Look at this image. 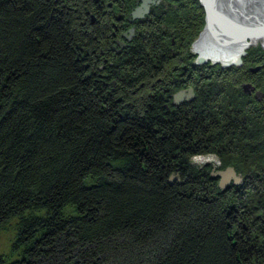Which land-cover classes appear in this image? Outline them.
Listing matches in <instances>:
<instances>
[{
    "label": "trees",
    "instance_id": "16d2710c",
    "mask_svg": "<svg viewBox=\"0 0 264 264\" xmlns=\"http://www.w3.org/2000/svg\"><path fill=\"white\" fill-rule=\"evenodd\" d=\"M72 1L0 0V228L17 217L22 248V260L0 264H264V227L240 228L264 217L258 101L226 84L211 98V83L178 108L164 97L168 82L146 83L149 96L135 93L160 73L157 52L212 78L216 67L194 63L188 49L198 16L165 0L117 65L101 60L100 76L103 63H88L77 45L89 37L81 32L87 2L71 13ZM106 26L96 29L98 42ZM245 58V81L255 61L264 72V51ZM212 152L232 165L245 160L242 195L196 170L192 156ZM251 185L256 195L248 198Z\"/></svg>",
    "mask_w": 264,
    "mask_h": 264
},
{
    "label": "rangeland",
    "instance_id": "374dc122",
    "mask_svg": "<svg viewBox=\"0 0 264 264\" xmlns=\"http://www.w3.org/2000/svg\"><path fill=\"white\" fill-rule=\"evenodd\" d=\"M83 1L87 2V7L88 9L86 10L87 13L84 14V18H82V24L83 26L87 25L86 30L85 29H81V32L83 34L89 35V37L87 36H82V41H78L77 45L80 47L81 49V55H83V57L87 58V62L88 63H109L111 66L114 65L116 63L117 65V61L118 57L123 54L124 52H126V50H128V46L131 44V42L133 41V37L131 36L130 39L125 37V34L130 36V33L128 32L129 30L124 29V25H126V22H130V20H128V18H132V15L135 13L136 11V7L135 3L136 0H105L106 3H109L110 5L106 6V8H108L107 12L111 11V14H106V10L104 12V15H99L97 13V6L99 3L95 0H73L72 4L70 6V12H76V10L80 9V4L83 3ZM155 1H160V0H155ZM231 2H233L237 7L239 6V8H235V10L233 11L234 13L229 12L228 9H224L227 13H225V16L230 19L232 22H234V20L236 19V21L238 20L237 23H242V25H244L246 23V19L242 16L245 15L243 14H255V13H259L260 12V17H264V0H253V2H255L254 4H258L259 7L257 8L254 4L252 5H246V4H241L240 2L242 0H230ZM260 1V2H259ZM80 2V3H79ZM102 2V0L100 1ZM173 3H175V7H180L182 4L184 3V8L188 9L189 11L193 12L195 16H198V26H200V31L199 33L191 40L190 44L188 43V49L191 52V54L194 56L193 62L197 63L198 65H202L205 66L206 64H211L214 65L216 67V71L214 73V75L212 76V78H206V76L204 75V72L202 70H197L196 73L192 72V70L190 69V67H188L185 64H180L179 61H181V57H170L168 56H163L159 55L161 52H157L158 53V59L154 61V70L155 68L160 71L159 74H153L151 75L150 78H146L144 80V82L142 83V85H140V87H138V91H136L135 93L138 95H141V93H145L147 96H149L153 90H150L149 85L156 86V87H161L162 83H166L169 84L172 87V92L170 93V95H166L163 96L165 98H169L172 100V102L175 103L174 108H178L181 105H185L186 103L188 104L189 102H191V100L194 98H196L198 96V91L201 87H206L207 84L211 83V89H212V95H210L211 98H213V91L215 90L216 86H220L222 84H226V89L228 91L233 90V92H240L245 93L247 95V97H251L252 99H255L258 102H255L258 105L257 108V112L256 114L261 118V121H264V106L261 102L263 98L262 96H257L256 92L260 91V90H264V82H261L263 85L258 84V80L260 79V77H264V72H257L254 73L252 72L255 66H262V63L260 64H256L257 62L255 61L253 64H255V66H252L251 69L252 71H248L247 74L251 76L252 79H249L251 81H245V75L243 73V70H241V66L242 64L246 62V65L249 67V63L247 62V59L249 60V58H245V55L250 51L253 50V54H257L259 53L261 50L264 51V36L263 37H254V38H250L248 37L247 40L248 42H250L249 45H247L246 50H245V54L242 57L243 62L240 64L237 63H231L229 65H226L225 63L227 62H234L235 59L234 56H237L238 52L240 51V47L244 44L241 43L239 45V47L231 54H228L230 56L231 61H225V60H220V59H214V58H206L205 62H200L199 57L203 56L202 52L196 50V47L198 44H201L202 47L200 48L201 51L206 52L207 54H224L225 51L227 50V45H228V40H230L231 36H227L224 33L220 32L219 29L217 30V27L214 23L212 22H208V13H207V8H206V4L204 3L203 0H172ZM215 7H217L218 10H221L222 13L223 9L220 7V4H218V2H216L215 0H211L210 1ZM222 2V0H221ZM164 4H166L165 0H161V4L156 5L157 6V10L160 8L159 6H162ZM181 4V5H180ZM141 5V4H140ZM167 5V4H166ZM103 7V6H102ZM183 8V9H184ZM220 8V9H219ZM257 9L255 11V9ZM263 8V9H262ZM243 11V12H241ZM154 7L152 8V11L148 16L150 20H153V22H151V24H156V18H154L156 16V11L153 12ZM181 10V9H180ZM177 10V11H180ZM260 10V11H258ZM73 11V12H72ZM84 11V10H83ZM238 11V12H237ZM252 13H251V12ZM82 13V12H81ZM95 13V14H94ZM237 13V14H236ZM241 13V17L239 16ZM235 14V15H234ZM88 16L90 17L89 22L87 18ZM146 16H144V21L146 20ZM120 17V19L118 18ZM204 17V18H203ZM251 18V17H250ZM255 17H253L252 19H254ZM259 18V17H258ZM93 19H95V21H93ZM200 19H202V23H200ZM256 19V18H255ZM254 19V21H255ZM182 20V25H187L186 21ZM240 21V22H239ZM252 21V22H254ZM99 22V23H97ZM150 22H146L145 24L139 21H135L134 22V26L136 28V35L134 37H137L140 31L144 30L145 31H150V26L147 29L146 24H150ZM97 23V24H95ZM107 23V24H106ZM185 23V24H184ZM107 26H106V25ZM148 24V25H149ZM209 24L211 25V29L209 27ZM118 25V27L116 28L115 26ZM104 26H106L108 29V32H106V34L101 35V37H98V40H100V42H98L95 38H94V34L96 33V29H99L101 31H104ZM152 26V25H151ZM76 27L78 26H74V28L76 29ZM147 29V30H146ZM217 32H215L214 30ZM206 31V32H205ZM219 31V33H218ZM85 32V33H84ZM183 33V32H182ZM93 34V35H91ZM173 35V34H172ZM92 36V38L90 37ZM140 36V35H139ZM176 36V35H175ZM175 36L173 35L172 39H175ZM142 37V36H140ZM139 37V38H140ZM147 37V36H146ZM235 38H239L238 36H234ZM87 38V39H85ZM191 38V36L189 35L187 38V41H189V39ZM241 39V38H240ZM149 40L148 38L144 39ZM242 41V39H241ZM122 43L123 45H120L119 43ZM149 43V42H148ZM148 45V44H147ZM200 45V46H201ZM235 44L231 45L228 49L232 50L231 48H234ZM153 48V47H150ZM179 49H183V48H179ZM159 51V50H158ZM175 53V52H174ZM188 53V52H187ZM251 55V54H249ZM205 57V56H204ZM207 57V56H206ZM103 62H102V61ZM167 60V62L165 61ZM251 60H254V57L251 55ZM163 61L166 62V65L163 64ZM237 61V60H236ZM102 64L99 66L98 69V74L100 76H102V74H105V70H106V65L107 64ZM232 67L233 69L231 71H229L228 73H220L219 74V67ZM153 70V69H152ZM258 71V70H257ZM184 73L186 77H189V83H185V84H180L179 83V79L178 77L180 76V74ZM95 71L93 72V75H95ZM124 79L126 78L125 76ZM205 77V78H204ZM249 77V76H248ZM262 77V78H263ZM178 80L177 82H174ZM153 82L151 84H149L148 86H145L146 83L149 82ZM256 83H253V82ZM263 81V80H261ZM173 82V83H171ZM112 90L116 91L115 88L117 86V77L112 78ZM245 83H251V85L253 86L252 88H250V92H247V90L244 88ZM218 84V85H217ZM213 87V88H212ZM199 88V89H198ZM189 89H193V97L191 96L186 97L189 94ZM156 90V89H154ZM263 92V91H262ZM134 93V94H135ZM164 93H167L164 92ZM179 93H183V97H180V99L176 98V95ZM210 93V94H211ZM135 94V95H136ZM153 94V93H152ZM156 95L158 94L157 92L155 93ZM252 94V95H251ZM227 92L224 91L220 97H222V99L227 96ZM243 95V94H242ZM187 98L191 99L188 100ZM229 101V100H228ZM264 101V100H263ZM213 104H216L217 101L215 99H212L211 101ZM223 103V102H222ZM239 155V154H238ZM236 154V156H238ZM236 159V158H235ZM192 163L194 164V167L196 168V170H204L205 172H209L211 175H213V171H217V170H223L229 166H233L236 170V173L240 176L243 177V182L240 184L241 186L245 183L246 181V177L247 174L250 172V170L247 169V167L244 166V161L245 160H240L239 158L236 160H233V164L229 163L230 160H223L221 156H219L217 153H208V154H197L192 156L191 158ZM253 167V166H251ZM254 168V167H253ZM255 169V168H254ZM216 178V182L218 183L219 189L221 191H232L234 190V188L238 189L237 192L238 194H241V186L236 185L233 181H231L230 183H228V185L226 186V188H222L221 187V177L220 176H215ZM178 178L181 179V177L179 176ZM254 185H251L249 191L243 192L244 196L248 197V198H253L256 193L255 190L252 189ZM243 189V188H242ZM264 191V189L262 190ZM236 192V193H237ZM235 193V194H236ZM250 194V197H249ZM261 195L260 193L258 194V196ZM262 196V195H261ZM231 201H233L234 206H236V203L234 201V199H232ZM256 202V201H255ZM254 202V203H255ZM250 204H253V202H251ZM238 205V204H237ZM233 206V205H231ZM238 207V206H237ZM235 208V207H233ZM237 209V208H235ZM18 218H12L11 220H8L1 228H0V257H2V259L4 260H9V261H20L22 259L21 258V250L22 248L20 247V240H19V231H18ZM249 222V221H248ZM256 223V224H255ZM250 222V223H246V221H244L243 224H241V234H245L246 230L250 224L251 227L254 228H258L264 227V217L261 216L259 220H257V222ZM243 232V233H242ZM112 264V263H110Z\"/></svg>",
    "mask_w": 264,
    "mask_h": 264
},
{
    "label": "water",
    "instance_id": "95a60500",
    "mask_svg": "<svg viewBox=\"0 0 264 264\" xmlns=\"http://www.w3.org/2000/svg\"><path fill=\"white\" fill-rule=\"evenodd\" d=\"M203 1L206 4V8H207V13H208L207 21L212 22L215 25H217L219 29H222V31H223L222 33H224L225 35L231 36V37L238 36L239 39L241 38L242 42H244V44L241 46L242 48L240 47L242 49L243 54L245 53L247 45L250 44V42H248V40H247L248 37H251V38L257 37L259 33L260 34L262 33L264 35V30H262L261 27H253V29L251 30V28H249V27L246 28V24L239 25V26H238L239 23H236L237 25H234L233 22H232L233 24L232 23L230 24L229 23L230 19H228L225 16V14L222 13V11L218 10L217 7H215L210 2V0H203ZM146 10H148V5L146 6ZM134 14L139 15L141 13H138V11L136 10ZM256 28H257V31L259 32L257 35L254 34V31L256 30ZM199 60H200V62H205L206 57L201 56V57H199ZM242 62H243L242 57H240V58H238L237 61L227 62L225 64L226 65H229L231 63L240 64ZM259 68H260V66H257V67L255 66L252 69H253V71H257ZM252 87L253 86L251 85V83H245V85H244V88L247 90V92H250L251 91L250 88H252ZM182 94L183 93L177 94L176 98L180 99V97H183ZM192 95H193V89H189L188 97L190 98ZM256 95L262 96L263 95L262 90L257 91ZM212 174L215 176H220L222 178L221 179V187L222 188H226L228 183H230L231 181H233L235 184H241L244 180L242 176H240L236 173V170L233 166H229L223 170L213 171ZM175 178H176V176L173 175L171 177V180H173Z\"/></svg>",
    "mask_w": 264,
    "mask_h": 264
},
{
    "label": "bare ground",
    "instance_id": "6f19581e",
    "mask_svg": "<svg viewBox=\"0 0 264 264\" xmlns=\"http://www.w3.org/2000/svg\"><path fill=\"white\" fill-rule=\"evenodd\" d=\"M211 1V0H210ZM214 1V0H213ZM216 2H218V4H220V7L223 9V12H224V14L225 13H227L224 9H228L229 10V12H231V13H234L233 11L235 10V8L237 9V8H239V6L237 7L233 2H231L230 0H222V2H221V0H215ZM234 1V0H233ZM240 1V0H239ZM255 1V0H254ZM157 2V1H156ZM260 2V1H259ZM241 4H246V5H249V4H251L252 3V5L255 3V2H253V0H242L241 2H240ZM138 4V3H137ZM259 4V3H258ZM258 4H254L257 8L259 7V5ZM262 5H264V4H262ZM149 8H150V6H149ZM220 9V8H219ZM253 9H255V8H253ZM263 9V8H262ZM150 10V9H149ZM240 10V9H239ZM257 9H255V11H256ZM221 11V10H220ZM241 11V10H240ZM258 11H260V10H258ZM238 12V11H237ZM241 12H243V11H241ZM245 12V11H244ZM243 12V14H245V15H242L247 21H246V28H251V30L253 29V27H261V29L262 30H264V17L262 16V17H260V12L259 13H255V14H246V13H244ZM251 12V11H250ZM252 13V12H251ZM149 14V13H148ZM237 14V13H236ZM146 15V14H145ZM235 15V14H234ZM240 17H241V13H240V15H239ZM251 17V18H250ZM253 17H255L254 19H255V21H254V19H252ZM259 17V18H258ZM239 20V19H238ZM238 20L236 21V19L234 20V25H237L236 23L238 22ZM252 21H254V22H252ZM240 22V21H239ZM244 22V21H243ZM242 22V23H243ZM229 23L231 24L232 23V21L230 20L229 21ZM232 23V24H233ZM242 23L240 24H238V26L239 25H242ZM216 27H217V30L219 29L218 28V26L216 25ZM211 29L212 27H211V25L209 24V27H208V29ZM214 30V29H213ZM261 30V31H262ZM215 31V30H214ZM219 31H221V32H223L222 31V29H219ZM219 31H218V33H219ZM257 28H256V30L254 31V34L255 35H257L259 32L257 31ZM206 32V31H205ZM216 32V31H215ZM256 32V33H255ZM217 33V32H216ZM134 35V34H133ZM264 35L261 33H259L258 34V38L260 37H263ZM251 38V37H250ZM229 42H228V45H227V50L225 51V53L223 54H207L206 52H204V51H201V47H202V45L201 44H198L197 45V47H196V50H198V51H200V52H202V55L203 56H207L206 58H214V59H220V60H225V61H231V59H230V56L228 55V54H231V53H233L238 47H239V45L241 44V43H243L239 38H235V37H231L230 38V40H228ZM230 44L231 45H233V44H235V46H234V48H231L232 50H230V49H228L229 47H230ZM201 45V46H200ZM242 48V47H241ZM231 52V53H230ZM245 54V53H244ZM244 54H243V52H242V49H240V51L238 52V54H237V56H234V58L233 59H235L234 61H236V60H238V58H240V57H243L244 56ZM240 56V57H239ZM259 70V69H258ZM257 72V71H256Z\"/></svg>",
    "mask_w": 264,
    "mask_h": 264
},
{
    "label": "flooded vegetation",
    "instance_id": "af4514ba",
    "mask_svg": "<svg viewBox=\"0 0 264 264\" xmlns=\"http://www.w3.org/2000/svg\"><path fill=\"white\" fill-rule=\"evenodd\" d=\"M95 1H97L99 4L98 5H96L97 7V13L99 14V15H101L102 13H104L105 12V7L107 6V5H110L109 3H105V0H102V2H100L101 0H95ZM138 3V4H137ZM148 3V4H147ZM105 4V5H104ZM141 4V5H140ZM158 4H161V0L160 1H158V2H156L155 0H136V3H135V6H137L136 8V10L138 11V13H141V14H139V15H135V14H133L132 15V18H128V20H130V22H126V25H124V29H126V30H129L128 32L130 33V36H128V35H126L125 34V37L126 38H128V39H130L131 38V36L134 38V36L136 35V28H135V26H134V22L135 21H139L140 20V22H144V16H146V15H149L150 13H151V11H152V8L154 7V9H157V6L156 5H158ZM148 5V10H146V6ZM103 6V7H102ZM149 6H150V8H149ZM104 8V9H103ZM150 9V10H149ZM108 9H106V11H107ZM149 13V14H148ZM95 14V13H94ZM146 14V15H145ZM119 19H120V17H118ZM149 17L148 16H146V21H148L149 19H148ZM93 21H95V19H93ZM116 28L118 27V25H116L115 26ZM134 34V35H133ZM120 45H123L121 42L119 43ZM186 97H188V95L186 96ZM193 97V96H192ZM188 100H191V99H189V98H187Z\"/></svg>",
    "mask_w": 264,
    "mask_h": 264
}]
</instances>
